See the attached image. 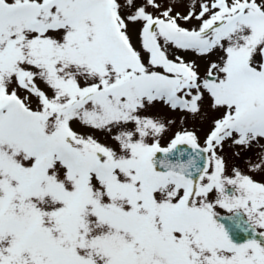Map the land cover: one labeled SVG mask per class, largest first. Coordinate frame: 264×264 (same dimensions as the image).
Masks as SVG:
<instances>
[{
  "label": "snow or ice",
  "instance_id": "obj_1",
  "mask_svg": "<svg viewBox=\"0 0 264 264\" xmlns=\"http://www.w3.org/2000/svg\"><path fill=\"white\" fill-rule=\"evenodd\" d=\"M0 264H264V0H0Z\"/></svg>",
  "mask_w": 264,
  "mask_h": 264
},
{
  "label": "water",
  "instance_id": "obj_2",
  "mask_svg": "<svg viewBox=\"0 0 264 264\" xmlns=\"http://www.w3.org/2000/svg\"><path fill=\"white\" fill-rule=\"evenodd\" d=\"M240 235H245L244 233H240Z\"/></svg>",
  "mask_w": 264,
  "mask_h": 264
},
{
  "label": "rangeland",
  "instance_id": "obj_3",
  "mask_svg": "<svg viewBox=\"0 0 264 264\" xmlns=\"http://www.w3.org/2000/svg\"><path fill=\"white\" fill-rule=\"evenodd\" d=\"M257 178H259V177H257Z\"/></svg>",
  "mask_w": 264,
  "mask_h": 264
}]
</instances>
